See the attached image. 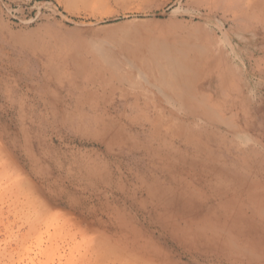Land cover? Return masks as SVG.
<instances>
[{
	"label": "rangeland",
	"instance_id": "374dc122",
	"mask_svg": "<svg viewBox=\"0 0 264 264\" xmlns=\"http://www.w3.org/2000/svg\"><path fill=\"white\" fill-rule=\"evenodd\" d=\"M71 2L0 0V264H113L96 262L87 239L104 231L127 251L133 242L118 228L119 214L137 239L152 240L174 264H264L177 228V209L189 200L200 208L189 218L203 214L223 224L239 208L264 237V0ZM175 25L176 32L196 26L211 35L229 26L239 53L254 52L250 104L240 118L209 93L213 87L224 95L239 82L225 51L196 89L206 99L199 104L219 113L213 125L176 113L190 103L166 100L171 95L137 74L122 71L130 82H119L95 58V48L120 58V44L111 45L115 28ZM224 31L225 39L214 34L217 49L230 38ZM79 64L87 79L77 77ZM46 66L74 71L54 77ZM114 150L130 154L108 156ZM81 157L97 159L83 164L82 179L93 183L84 192L79 166L70 163ZM140 164L145 168L135 170Z\"/></svg>",
	"mask_w": 264,
	"mask_h": 264
},
{
	"label": "bare ground",
	"instance_id": "6f19581e",
	"mask_svg": "<svg viewBox=\"0 0 264 264\" xmlns=\"http://www.w3.org/2000/svg\"><path fill=\"white\" fill-rule=\"evenodd\" d=\"M71 3L73 4V2ZM221 26L222 28H224L223 23ZM120 28L123 27L115 28L114 31H116V33L117 31L119 32L115 35V38L111 42V45L113 46L120 44L119 45L120 47L119 52L121 53L120 58L110 54V51L107 48H101V49L95 48L96 49L95 58L97 59L98 64L101 65L102 67H105V69L108 72L112 73L113 78L115 77V74H117L116 76L118 77V81L121 83L130 82L129 80L127 81L125 78H120L119 73H122V71H130L135 75L137 74L146 83L150 84L154 90L158 92H162L166 95H171L168 96L169 98L166 97V100L178 101L182 103H190L187 105H180L178 107H174L173 109L174 110L176 109L175 110L176 113H183L185 117H189V118L193 117L194 119H198L205 122L207 125H213L211 120L215 121L216 119H218L219 113H217L216 109L212 106L199 104L202 102L203 103L206 102V99L204 97H200L196 89L201 83H203L204 81L203 79L208 77L209 72L213 70V68L216 66L215 65L216 62L218 63V60H221L224 54L221 48L217 49L216 45L218 39L215 38L214 35H211L210 33L205 34L204 32H200L198 29H196V26L186 30L185 32H176V30L179 29L178 25H175L172 28H168V30H160V29L153 30L152 28H146L145 30H142L144 28L142 27L137 28L136 26L129 27L131 29L124 27L123 30H121ZM224 30H222L221 32V37L223 36V38L225 39L227 32H225ZM210 43L213 45H211ZM83 65L79 64L80 68L76 69L79 72V75L77 76L79 79H87L84 78L82 75ZM46 68L48 70V74L50 76L52 74L54 77H68L72 75L70 72L74 71L73 68H69L65 66V70L63 72L64 76H63L62 71L60 70H55L54 72H52L50 66H46ZM134 83L137 86L139 85L141 86L140 82H134ZM220 84L226 85L227 83L225 81L224 82L221 81ZM187 136L189 137V135ZM179 140L182 139L180 138ZM185 145H188V143ZM192 148L195 149V147ZM197 148H199V146H197ZM200 148L202 147L200 146ZM198 150L200 149H197V151ZM183 153L185 154V151ZM0 159H1V144H0ZM194 206H195L194 202H191L189 200L188 201L183 200L182 203H180L179 208L177 209L181 211L179 213L182 214V216L180 215V218L178 219L177 222L179 225L177 228L179 231H182V235L183 234L187 236L191 235L190 236L191 238H196V237L206 238V240L209 239L207 240L209 244L214 243L220 245L222 248H224L227 252H230L231 254L240 256L242 258L246 257L248 259L255 260V262L264 261V237L258 235L255 232V225L252 219H247L243 217L242 212L240 211L239 208L235 210L233 213H231L229 217L226 218L225 223L221 224L213 221L210 217H206L203 214L197 215L193 218H189L190 211L197 212L200 209L198 208L199 207L198 205H196L195 207ZM124 225H126L127 227H125ZM118 228H120L123 231V236L129 237L132 240L133 245L131 244L132 246H130V248H128L127 251H125L113 240V238H111L103 230L102 233L96 232L95 234L90 236V238L87 239V251L91 252L89 254H93L95 256L96 262L105 263V261L111 260L113 264H119L121 261H122L121 264H174V262L169 259V256L166 253H164L161 249H159L152 240L137 239L138 233L133 231L130 228V226L126 224V219L123 214L122 215L119 214ZM123 236L120 237L119 239H122Z\"/></svg>",
	"mask_w": 264,
	"mask_h": 264
},
{
	"label": "crops",
	"instance_id": "0c3cea01",
	"mask_svg": "<svg viewBox=\"0 0 264 264\" xmlns=\"http://www.w3.org/2000/svg\"><path fill=\"white\" fill-rule=\"evenodd\" d=\"M229 28L230 27L228 26L225 30H227L228 34H230V38L226 41L224 40V42L221 45L222 46L221 49L223 50V52L225 51V56H226V60L228 62V66H230L231 68H233L237 72L236 74H238V78H240V79H239V82L235 84V88L233 89V91L226 90L224 95H221V94H218V92H216L214 90V88L212 87L211 88L212 90L210 89L209 93L212 94L213 99H214V97L217 99H219V97H221L220 100H222V104L224 102L226 105L225 106L227 109L226 111H228V109L231 108L232 110H236V111L240 112L239 116H237L240 118V116L242 115L241 111L244 109H247L246 104H248V105L250 104L249 99L251 97V91H250L251 81H250L249 77H251L252 74L254 75V71L256 70L255 67H256V64L259 60L256 61V63L254 62V54H253L254 52L252 53L251 49H248L247 51L243 50V53H242V49H241V51L239 53L238 48L240 45L237 42H235L234 39L232 38V34L234 35V29L232 28V30L230 31ZM215 33L216 32L214 31L213 35ZM216 34H218V36H221V34H219V33H216ZM243 44H244L243 46L245 48V47H247L246 44H249V43L247 41ZM249 52H251V54ZM253 65H255V67ZM221 81H223V80H220L219 82H221ZM226 86H227V84H226ZM21 107L23 108L22 105H21ZM241 119H243V118H241ZM28 135H29V133H28ZM116 152H118V151L114 150L113 152H110L108 154V156H110V155L114 156V155H116ZM118 153L124 154L123 156H127L130 154L129 151H126V150H123V151L118 152ZM138 156L141 159L140 163H142V161L146 162L147 156L144 157L140 154ZM93 161H97V159L88 161V160H85L84 158L81 157L80 159H78V163H77L76 159H71V161H70V163L72 165H78L79 166V176H77V178H79V180L81 182V184H80L81 185V191H83V192H84L85 187L88 188V191L93 188L92 180H91V183H89L87 181H84L81 177V171L83 168V164H84V162H93ZM144 164L143 165L140 164V166L136 167L135 170L145 168ZM87 165H88V163H87ZM73 178L75 179L76 177L74 176ZM66 197H70V196L68 194H66ZM70 199L73 203H75V201H73L74 200L73 197H70Z\"/></svg>",
	"mask_w": 264,
	"mask_h": 264
}]
</instances>
